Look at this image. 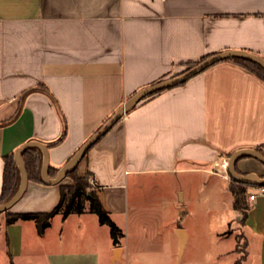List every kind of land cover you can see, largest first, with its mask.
<instances>
[{
  "label": "crops",
  "instance_id": "0c3cea01",
  "mask_svg": "<svg viewBox=\"0 0 264 264\" xmlns=\"http://www.w3.org/2000/svg\"><path fill=\"white\" fill-rule=\"evenodd\" d=\"M236 49L264 58V0H0V193L3 157L25 141L47 145L54 176L133 92L185 62ZM262 143L264 81L237 63L218 61L142 99L77 164L78 174H91L102 205L122 229L119 245L92 212L55 214L42 233L35 227L28 234L27 219L5 224L0 216V244L11 264L23 251L32 253L24 240L38 245L47 264L190 262L193 232L177 220L175 194L156 188L178 171L214 172L226 180L227 168L223 174L214 166L237 148ZM235 169L264 177V163L252 156L239 157ZM60 183L72 178L56 184L28 179L9 210L50 211ZM243 184L246 217L233 208L230 191L239 231H209L215 250L205 254L208 263L220 259L221 238L233 236L239 257L232 264H264V196L250 199L256 184Z\"/></svg>",
  "mask_w": 264,
  "mask_h": 264
},
{
  "label": "rangeland",
  "instance_id": "374dc122",
  "mask_svg": "<svg viewBox=\"0 0 264 264\" xmlns=\"http://www.w3.org/2000/svg\"><path fill=\"white\" fill-rule=\"evenodd\" d=\"M222 161L219 165L214 166L220 173H225L222 169ZM168 185L164 183L160 188H156L157 193H168L171 191L175 194V200L179 207L177 210V220L179 223L193 232L191 236V261L187 262L186 258H183L181 264H232L235 259L239 257L238 253L232 250L235 239L233 236H225L221 238L218 250H221L222 254L219 260L208 263L205 256L206 253H211L215 250L213 244V238L209 235V231L227 229L231 232L230 227L236 231H239L237 226L240 224L237 221L236 214L230 207L231 192L227 188L226 181L230 183L231 179L226 174V180L221 178L214 172L208 173L206 171L191 170V171H178L168 176ZM158 180V179H157ZM160 180V179H159ZM155 189V188H154ZM181 191L182 194H179ZM180 196L183 200H180ZM0 216H3L1 213ZM54 220L52 237L55 239L60 232V216H57ZM229 222V224L227 223ZM25 234L29 233V230L35 229V222L31 219H27ZM109 230V227L104 226ZM69 230L65 231L64 237L69 239ZM242 232H238L239 247L242 248V240H240ZM1 237V229H0ZM26 249H32V253H28L26 250L20 255L14 256L13 262L15 264H47L44 260V256L38 253V245L34 243L25 244ZM53 242V241H51ZM29 246V247H28ZM211 250L209 251V249ZM208 250V251H207ZM6 254L4 244H0V264H11Z\"/></svg>",
  "mask_w": 264,
  "mask_h": 264
},
{
  "label": "trees",
  "instance_id": "16d2710c",
  "mask_svg": "<svg viewBox=\"0 0 264 264\" xmlns=\"http://www.w3.org/2000/svg\"><path fill=\"white\" fill-rule=\"evenodd\" d=\"M223 60H229L241 65L247 70L253 72L264 81V69L257 63L240 57H228ZM196 62L197 61L185 62L184 67L175 74H178L183 70L193 66ZM186 81L180 84H183ZM155 93L149 94L144 98H147ZM119 119H121V117ZM62 138L63 136H61L57 141L61 140ZM255 148L264 155V143L257 145ZM23 158L27 166L29 179L42 182L43 179L41 178L40 174L42 161L41 150L37 147H29L23 152ZM3 160L4 170L0 193V203L6 201L14 193L19 184V169L14 159V153L12 152L8 155H5L3 157ZM52 174L55 175L56 171L53 170ZM67 176H70L72 178V183L59 184L60 197L57 204L50 211L13 212L10 210H6L0 212V215L1 213H3L4 215V223L9 224L19 219H31L35 222L37 231L39 233H42L44 229L50 225L51 217L55 214H60L62 218H65L72 213L81 214L83 212H92L96 214L98 221L101 224H106L109 227V233L112 238L113 244L119 245L120 238L123 236V231L114 222V220L110 217L109 212L102 205L97 194L98 185L92 179L91 174L89 172H86L83 175L78 174L76 166L67 173ZM229 189L233 194L232 206L233 208L238 209L243 213L242 219L244 220V218L246 217V210L248 208V204L246 201L247 189L242 182L237 181L233 178H231V181L229 183Z\"/></svg>",
  "mask_w": 264,
  "mask_h": 264
},
{
  "label": "water",
  "instance_id": "95a60500",
  "mask_svg": "<svg viewBox=\"0 0 264 264\" xmlns=\"http://www.w3.org/2000/svg\"><path fill=\"white\" fill-rule=\"evenodd\" d=\"M228 57H240L251 60L264 69V58L246 51V50H225L211 54L193 66L183 70L182 72L171 75L166 78L159 79L153 83L143 86L133 92L126 98L119 107L76 149V151L58 168L54 176L51 175L49 170V152L48 147L42 141L31 139L25 141L15 152L14 159L19 169V184L14 193L4 202L0 203V212L9 210L23 195L26 190L27 182L29 179L26 163L23 158V152L29 147H37L41 150V177L43 181L49 184H56L61 182L67 173L75 168L83 157L85 152L101 137L103 136L126 112L135 107L144 97L149 94L161 91L168 87L179 85L180 83L191 78L193 75L201 72L205 68L214 63L221 61ZM252 156L262 163H264V155L254 147H240L235 149L228 156L227 170L231 178L246 184L264 185V177L256 176L253 174H242L235 169V162L239 157ZM120 247L114 249V257L117 258Z\"/></svg>",
  "mask_w": 264,
  "mask_h": 264
},
{
  "label": "built area",
  "instance_id": "2783aa9c",
  "mask_svg": "<svg viewBox=\"0 0 264 264\" xmlns=\"http://www.w3.org/2000/svg\"><path fill=\"white\" fill-rule=\"evenodd\" d=\"M227 164H228V159L224 158L222 161V166L226 168ZM258 195L264 196V185L253 186V191L249 193V198L254 199Z\"/></svg>",
  "mask_w": 264,
  "mask_h": 264
}]
</instances>
